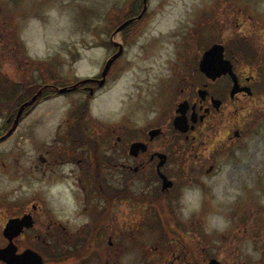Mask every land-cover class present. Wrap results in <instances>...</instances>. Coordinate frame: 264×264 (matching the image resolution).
<instances>
[{"label":"rangeland","instance_id":"1","mask_svg":"<svg viewBox=\"0 0 264 264\" xmlns=\"http://www.w3.org/2000/svg\"><path fill=\"white\" fill-rule=\"evenodd\" d=\"M132 2L0 0V129L4 117L26 98L23 86L37 83L29 89L33 92L51 80L72 82L92 75L114 50L109 40L123 42L122 53L110 80L89 101L83 121L126 119L136 126L155 114L163 116L172 74L184 67L192 72L214 40L225 57L235 54L243 64L261 57L256 70L263 74L264 0H143L144 8L136 11H142L141 17L135 15L138 20L122 39L115 28ZM79 97L78 92H63L37 101L13 134L0 141V229L7 215L26 211L29 202L41 203L54 218L59 209L76 205L73 193L68 203L60 198L57 165L46 176L33 166L56 136V124L74 120ZM244 134L238 160L220 162L227 174L206 193L212 196L207 199L212 208L207 211V258L219 254L214 257L222 264H264V119L250 120ZM26 238L13 241L22 247ZM5 244L0 231V246ZM124 253L125 260L133 257ZM46 264L78 263L63 259Z\"/></svg>","mask_w":264,"mask_h":264},{"label":"flooded vegetation","instance_id":"2","mask_svg":"<svg viewBox=\"0 0 264 264\" xmlns=\"http://www.w3.org/2000/svg\"><path fill=\"white\" fill-rule=\"evenodd\" d=\"M132 1L126 8L130 21L118 31L122 39L140 18L134 17L143 0ZM109 46L119 49L111 40ZM119 55L103 76L108 56L90 76L41 84L15 106L12 115L4 117L0 137L5 136L0 141L13 134L37 101L63 92L80 95L74 120L56 124V136L38 153L33 166L46 176L57 165L56 171L66 179V183L60 179V198L68 203L75 194L74 211L61 208L54 218L41 203L29 202L26 211L7 215L1 228L7 218L31 216V223L12 237L26 236V246L19 247L12 239L14 252L32 249L42 257L41 264L63 259L78 264H206L209 258L222 264L214 257L219 254L207 258V211L212 209L207 199L212 196L206 193L211 194L220 175L227 174L220 162L238 160L237 150L249 121L264 119V72L256 70L261 57L243 64L230 55L226 58L232 74L214 77L201 72L199 59L192 72L187 67L177 69L171 77L166 113L155 114L144 124L129 125L126 119L83 121L89 101L110 80ZM62 87L67 89L58 92ZM177 118L179 123L174 125ZM214 176L218 179L212 183ZM124 252L133 257L125 260ZM0 263L4 264L1 259Z\"/></svg>","mask_w":264,"mask_h":264},{"label":"water","instance_id":"3","mask_svg":"<svg viewBox=\"0 0 264 264\" xmlns=\"http://www.w3.org/2000/svg\"><path fill=\"white\" fill-rule=\"evenodd\" d=\"M144 6L142 7V9ZM141 9V10H142ZM142 12V11H141ZM141 12L139 15H137V18L141 17ZM130 19H126L125 21L121 22L119 26H117L115 29L120 30L121 26L124 25L126 22H128ZM114 29V30H115ZM113 44H116L119 49H117L115 52L112 53V55L106 59L104 62V65L102 67L101 74L105 73L107 66L111 63L112 59L120 54V44L115 42L114 40H111ZM223 46L219 42H214V44H210L203 52L202 55L199 58L198 61V67L201 70L203 74H207L208 76H216L217 74H225L231 73L232 70L230 67V61L228 58L223 57ZM67 89L66 87H62L60 89H57L58 92H62L63 90ZM34 97V94L32 95L31 99ZM18 115V111L16 112V115L14 117V122L16 120V117ZM179 123V119L177 118L174 121V125ZM11 129H8L6 134L9 133ZM5 136V135H3ZM0 137V139L3 138ZM31 216L27 215H20L15 218L10 217L7 218L6 222L4 223L2 231V235L4 238H6V244L3 246H0V259L4 262V264H41V256L38 255L34 250L32 249H23L19 253H15V246L12 242V237H14L18 231H20L21 228L28 226L31 223ZM23 226V227H22ZM206 264H219L217 259H209Z\"/></svg>","mask_w":264,"mask_h":264},{"label":"trees","instance_id":"4","mask_svg":"<svg viewBox=\"0 0 264 264\" xmlns=\"http://www.w3.org/2000/svg\"><path fill=\"white\" fill-rule=\"evenodd\" d=\"M130 14H131V13H130ZM130 14H129V15H130ZM125 15H126V14H125ZM126 17H129V16H126ZM126 17H123L124 20H122L121 22L125 21V20L127 19ZM125 18H126V19H125ZM127 20H128V19H127ZM129 21H130V20H129ZM129 21H128V22H129ZM120 24H121V23H120ZM115 27H116V26H115ZM34 84H37V83L32 82V83H30V84H28V85L26 86V89L28 90V92H26V93H27V94H26V98L29 97V96L31 95L32 92H30L29 89L31 88V86H34ZM6 85H7V84H5V87H7ZM22 92H23V91H22Z\"/></svg>","mask_w":264,"mask_h":264}]
</instances>
